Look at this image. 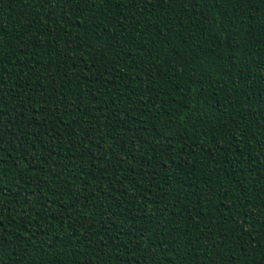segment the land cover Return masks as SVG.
Returning <instances> with one entry per match:
<instances>
[{
	"label": "trees",
	"instance_id": "16d2710c",
	"mask_svg": "<svg viewBox=\"0 0 264 264\" xmlns=\"http://www.w3.org/2000/svg\"><path fill=\"white\" fill-rule=\"evenodd\" d=\"M0 264H264V0H0Z\"/></svg>",
	"mask_w": 264,
	"mask_h": 264
}]
</instances>
